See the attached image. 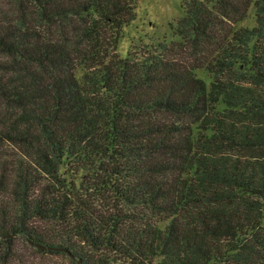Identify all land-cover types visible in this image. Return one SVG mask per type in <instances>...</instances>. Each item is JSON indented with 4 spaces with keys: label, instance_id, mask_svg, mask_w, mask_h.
<instances>
[{
    "label": "trees",
    "instance_id": "trees-1",
    "mask_svg": "<svg viewBox=\"0 0 264 264\" xmlns=\"http://www.w3.org/2000/svg\"><path fill=\"white\" fill-rule=\"evenodd\" d=\"M136 17L0 0V264H264V0H187L123 58Z\"/></svg>",
    "mask_w": 264,
    "mask_h": 264
},
{
    "label": "rangeland",
    "instance_id": "rangeland-1",
    "mask_svg": "<svg viewBox=\"0 0 264 264\" xmlns=\"http://www.w3.org/2000/svg\"><path fill=\"white\" fill-rule=\"evenodd\" d=\"M137 17L129 25L124 27L122 38L118 44V53L127 57L130 51L150 48L160 39L171 42L173 39L171 25L184 15V7L187 0H136ZM254 16L241 24L242 27H254ZM201 78L209 82V76L203 70L198 71ZM28 249V248H27ZM22 249L26 254V264H44L55 261L60 264H69L64 257L49 258L41 253Z\"/></svg>",
    "mask_w": 264,
    "mask_h": 264
}]
</instances>
